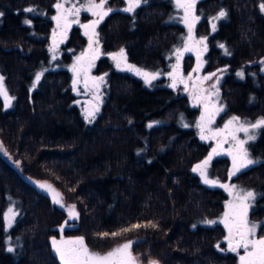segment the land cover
Returning <instances> with one entry per match:
<instances>
[{
	"label": "trees",
	"instance_id": "1",
	"mask_svg": "<svg viewBox=\"0 0 264 264\" xmlns=\"http://www.w3.org/2000/svg\"><path fill=\"white\" fill-rule=\"evenodd\" d=\"M198 1L203 70L212 80L224 72L219 119L264 118V0ZM56 2L0 0V77L11 98L6 106L0 95V264H62L53 238L63 235L83 237L89 250L101 253L130 240L133 251L158 264H235L236 254L224 246L225 228L200 222L218 218L228 195L193 171L213 150L197 130L199 106L186 89L163 77L146 83L116 69L107 55L123 49L142 69L169 70L171 51L186 35L172 20L173 0H146L131 13L122 9L125 0L108 1L115 8L98 25L104 54L93 69L106 84L94 117L76 103L69 68L87 44L80 24L52 50ZM221 10L226 15L210 31L208 16ZM194 61L186 54L179 66L190 72ZM258 129L251 150L264 156V127ZM230 167L222 156L210 165L222 180ZM233 179L260 193L251 215L261 220L264 159ZM34 180L57 188L78 219L70 222ZM11 200L17 216L8 227L3 214Z\"/></svg>",
	"mask_w": 264,
	"mask_h": 264
},
{
	"label": "rangeland",
	"instance_id": "2",
	"mask_svg": "<svg viewBox=\"0 0 264 264\" xmlns=\"http://www.w3.org/2000/svg\"><path fill=\"white\" fill-rule=\"evenodd\" d=\"M108 1L106 0V4H105V11L108 8H115V6H110L108 5ZM96 3H99L100 0H95ZM173 2L175 3V11L173 12V16H172V20L179 22L180 24L184 25L186 28V35L185 40H183L179 45H175L176 47L174 48L173 52L171 51V56L174 58L173 60V64L170 65L169 70L167 71H154V70H145L142 69L140 66L133 64L131 61H129L128 59L125 58L121 59L120 62V67H117V60L113 59V54H117V56H119L120 51H115V52H109L107 55L113 60V64L114 67L118 70L124 71V72H129L131 74H134L135 76H139L140 78H142L145 81V77L143 75H138L136 73L135 70H130L127 65H133L135 66V69H140L142 72L145 73H149V74H156V79L159 77H163L164 79H167L169 82V85L172 86L173 82H174V78H175V87H182L183 89H186L189 92L190 95V99L192 100V103L196 104L199 106V116L197 118V130L200 132L201 134V129L198 125L201 124V116L202 114L205 116L206 120L207 118L212 114V113H216L214 116V119H212V122L210 124H207V126L205 127L204 130V135L207 137H210L206 140L212 141L213 143V150L215 149L219 154H214L212 156V159L217 158L218 156H222V157H226L228 158V161L230 162V170L228 173L233 171V157L232 155H229V151H235V145H236V141H234L231 137V135H229V133H231L232 131H234L235 129L239 128L240 125H244L245 127H248L251 124H255L257 122V120H255V122H253L252 120L249 119H245L240 117L239 115H230V116H226L223 120L219 119L220 115L223 113L224 111V105H223V100L221 98V93H220V83H221V79L224 74V72H220L218 74V78L217 79H213V76L210 72H205L203 70L204 66H203V59H204V42L202 40V38L204 37L203 34L199 35L197 34L196 30H197V25H198V21L201 18V14H199V12H197V3L199 2L198 0H196V3L194 5V7L191 9L190 11V15L188 17V23H185L184 17H185V12L184 9L181 7L177 6V0H173ZM63 4L64 5V9H73V8H80V13L78 16L76 15H69L68 16V25H65V22L63 19H61L60 24L58 25L57 20H55L54 23V27H53V33L51 35L50 40H52V50H55L60 43L63 41L64 36L66 35V33L69 31V28L71 25L73 24H80V27L82 28V31L85 35V32L88 31L89 35L92 34V30L91 28L89 29H85L84 27H82L81 25H90L93 21H96L99 19L98 16H94L92 14V12L85 10L89 0H57L56 4H55V8L57 4ZM128 6L127 4V0H125L122 9H125ZM223 11V10H221ZM215 12L213 14H210L208 16V23H210V31H213L217 28V26L219 25V21L222 19H214L215 17L218 16V14L221 12ZM224 12V11H223ZM64 13V10H58L56 8V14L54 17L58 16V15H62ZM195 17H199V19H194ZM78 21V22H77ZM102 20H100L101 22ZM100 22L96 25L95 27V33L96 35L93 37V42L91 44H89V35H85L86 39H87V44L86 47L83 49L81 54H77L75 56V58L73 59L72 64L69 66L70 71L73 73L74 76V80H76V84H75V92L78 95V98L76 99V103L79 104L81 111L84 115L88 116L87 114L89 112H91L92 110L95 111L94 116L96 115V112L99 111L100 106L102 104V100H103V95H104V90H105V84H106V78L104 77L103 73H97L95 71H93L94 66L96 64V61L98 59V57H100L101 55H103V51L100 48V38H99V27L98 25L100 24ZM213 25H215V28H213ZM189 26H191V33L189 32ZM55 41V43H54ZM185 47L191 49L190 51H184ZM180 49L181 52L183 53L180 57L179 60L177 59V52L176 50ZM83 54V55H82ZM186 54H192V56H194V63L195 65L192 66V69L190 72L185 71L183 67L179 66L180 62H182L183 58L185 57ZM94 57V58H93ZM80 58V59H78ZM261 70L264 73V60L261 63ZM76 66L77 68V72L73 71V66ZM175 66V68H174ZM84 68H87V72L85 73V71L83 70ZM169 73H172L173 75H169ZM238 74H241V72H238ZM99 77H103V80H95L94 78H99ZM205 77H208V79H204ZM155 80V79H154ZM183 81V82H181ZM85 83H87V87L85 86ZM98 84L99 87H95V85ZM3 86V85H2ZM3 89L6 90V88L3 86ZM7 92V91H6ZM3 96V95H2ZM98 109V110H96ZM220 109V111L217 113L216 110ZM89 117V116H88ZM233 117H238V120H232ZM205 120V123H206ZM229 121H232L231 124H229V127L227 130H225V132L221 133L220 135L216 136L215 138H211L213 133H215L217 130H221V129H225V125L228 124ZM209 129H211V132L209 131ZM258 128L257 129H250L249 135H254L255 139L257 138V134H258ZM236 138L237 140H244L246 141V143L244 144V149H246L247 151V158L251 159L253 161H256V163H259L260 160L264 159V156L259 154L258 152H256L255 150H251V144L255 141L254 140H248L247 135L244 132H235ZM212 150V153H213ZM261 155V156H260ZM12 156V155H11ZM15 163V165L19 168L20 171H22V167L20 166V161H17V159H12ZM211 161L209 162L207 168L205 169L206 171V175H207V179L210 181H217L216 184H208L204 182V178L201 176L200 172L196 171L197 174L200 175L202 181L207 185H213V186H221V185H227L228 187L225 188L227 199L224 202V209L223 211L220 213V215L218 216V218H214V219H206V220H201L200 222H202L203 224H213V223H220L224 228H225V234H224V246L225 249H229V241H228V237H229V228L225 226V223L227 222L229 224V226H232L234 223V216L232 215L235 212H241L242 211V207H240L241 205V201L239 199H237V196H243L246 192L251 191L253 193H255V198L254 200L250 201V207L247 210V222L248 225L250 226L251 224H256L257 228H256V232H255V236L251 237L252 239H260V238H264V233L260 234V228H261V224L264 222V216L262 217L261 220L256 219L254 217H252L251 215V210L254 207V202L255 199L259 196L260 193H258V191L253 188V187H248L242 183H238L236 181H234L233 177H236L239 172L243 169L248 168L249 166L256 164L253 163L251 165H249L246 168L241 169L239 172H236L235 175L232 176H228V179L226 180H222L221 178H219L218 176L216 177L215 174H213L211 172L210 169V165H211ZM18 162V163H17ZM201 164V163H200ZM33 183H35V185L37 186V188L42 191V192H46L49 197L51 198L52 202H53V193L47 189H42L39 187V183H47L48 185H51V188L55 190V192L60 194V199H61V203L57 204L54 203L55 205H58L60 207H62L66 213H68V219L70 220V222L75 221L76 219H78V215L79 212H77V208L76 206L71 203V202H66L63 195L61 194L60 191L57 190V188H55L50 182L48 181H32ZM39 182V183H38ZM235 185V188H233L232 186ZM222 187V186H221ZM9 206L5 209L4 211V218H5V224L8 227H11L12 224L14 223V220L17 216V207L16 204H14L12 202V200L9 202ZM72 206H75L74 209L72 208ZM9 209H12L13 212L15 213V215L12 217L11 219V223H9L8 219L6 218V214H9ZM72 210L75 215L70 216L69 215V210ZM225 213H229V216L226 217ZM11 215V214H9ZM233 231L235 232V229H233ZM76 238H71V237H65V235L61 236L60 238H58L56 241L58 242V244H60L62 241H70V240H75ZM130 240H126L123 241L121 244H118L114 247H112L111 250L117 248L118 246L124 245L126 243H128ZM235 241H233L234 243ZM133 244L134 242L132 241V244L130 246V253L131 256L134 258V264H152V262H155L154 260H152L150 257L148 256H144V254L138 253L133 251ZM88 248V247H87ZM89 249V248H88ZM111 250L108 251H104V252H96L93 250H89L90 252L93 253H100V254H105ZM56 251V250H55ZM231 251V250H230ZM57 253V252H56ZM236 254V263L235 264H241L240 261V256L244 255V249L240 248L237 252H234ZM57 255L59 256V254L57 253ZM62 262V261H61ZM156 264H158L156 262Z\"/></svg>",
	"mask_w": 264,
	"mask_h": 264
},
{
	"label": "snow or ice",
	"instance_id": "3",
	"mask_svg": "<svg viewBox=\"0 0 264 264\" xmlns=\"http://www.w3.org/2000/svg\"><path fill=\"white\" fill-rule=\"evenodd\" d=\"M142 2H146V0H127L128 6L123 9L125 12H134L136 8H138ZM196 3V0H177V6L184 9L185 12V23H188V17L190 15L191 9L194 7ZM106 0H100L99 3H96L95 0H89V3L85 10L92 12L94 16H98L99 19L96 21H93L90 25H81L85 29L91 28L92 34L89 35L88 31L85 32V35H89V44L91 47V44L93 42V37L96 35L95 33V27L100 22V20H103L105 16H107L110 12L113 11V9L108 8L106 11L105 9ZM56 8L58 10L63 9L64 13L62 15H58L56 17H53V19L57 20L58 25L60 24L61 19L64 20L65 25L67 26L68 16L69 15H76L78 16L80 13V8H73V9H64L63 4H57ZM260 8L262 11H264V3H261ZM25 11H33V9L29 8ZM226 15L225 12L221 11L217 17L214 19H220L223 18ZM194 19H199V17H195ZM78 22V21H77ZM25 23H30V21H25ZM213 28H215V25H213ZM191 26H189V32L191 33ZM55 43V41H54ZM223 47V45H221ZM191 49L185 47L184 51H190ZM177 52V59L179 60V57L183 54L180 49L176 50ZM83 55V54H82ZM94 58V57H93ZM80 59V58H78ZM113 59L117 60V67H120L121 59H124V52L123 49H121V52L119 56L117 54H113ZM127 67L130 70H135L138 75H143L145 77L146 83H151L152 80L156 79V74H149L142 72L140 69H135V66L133 65H127ZM175 68V66H174ZM85 73L87 72V68L83 69ZM73 71L77 72V68L74 65ZM41 74H37V81L40 79ZM169 75H173L172 73H169ZM2 77H0V95H3L6 100V106L7 101H10L11 98L7 96L6 90L3 89L2 86ZM95 80H103V77L94 78ZM204 79H208V77H205ZM76 80H74V85L76 84ZM183 82V81H181ZM85 86L87 87V83H85ZM95 87H99L98 84L95 85ZM172 87H175V78L174 82L172 84ZM98 110V109H96ZM220 109H217L216 112L218 113ZM95 111L89 112L87 115L89 117H94ZM216 113H212L206 120L205 116L202 114L201 116V124L198 125L201 129V139H208L210 137L205 136L204 130L207 124H210L212 122V119H214ZM238 117H233L232 120H238ZM206 120V123H205ZM232 121H229L228 124L225 125V129L217 130L215 133H213L211 138H215L216 136L220 135L221 133L225 132V130L228 129L229 124H231ZM149 127H152L150 124ZM260 127H264V118L258 120L255 124H251L248 127H245L244 125H240L239 128L235 129L229 135H231L232 139L236 141L235 145V151H229V155H232L233 157V171L229 173L230 176L235 175L236 172H239L241 169L248 167L249 165L256 163V161H253L251 159L247 158V151L244 149V144L246 141L244 140H237L235 132H244L247 135L248 140H254V135H249L250 129H257ZM211 132V129H209ZM214 154H219L215 149L213 150V153L209 155V157L201 162V164H198L196 167L193 168V171L200 172L201 176L204 178V182L208 184H216L217 181H210L207 179L206 171L209 162L212 159V156ZM18 163V162H17ZM39 183V182H38ZM222 187L227 188V185H221ZM39 187L42 189H47L53 193V202L60 204V194L55 192L54 189L51 188V185H48L47 183H39ZM235 188V185L232 186ZM255 193L248 191L243 196H237V199L241 201L240 207H242L241 212H235L232 215L234 216V223L232 226H229V224L226 222L225 226L229 228V237L227 238L229 241V249L232 252H237L240 248L244 249V255L240 256L241 264H264V238L260 239H252L251 237L255 236L256 224L248 225L247 222V210L250 207V201L254 200ZM75 206H72L74 209ZM11 214V215H9ZM9 214H6V218L8 219L9 223H11L12 217L15 215L12 209H9ZM69 215L73 216L75 213L70 209ZM225 216L228 217L229 213H225ZM133 227H139V225H135ZM235 229V232L233 231ZM131 229H125L124 231H128ZM105 236L108 234L105 233ZM113 236L119 235V233H112ZM233 241H235L233 243ZM132 244V241H129L128 243L118 246L117 248L105 253H93L90 252L87 246L84 244V238L78 237L75 240L70 241H62L60 244L53 238V247L55 248L56 252L60 256V260L62 261V264H134V258L131 256V253L129 251L130 246ZM11 251V249H9ZM152 264H156V262H152Z\"/></svg>",
	"mask_w": 264,
	"mask_h": 264
},
{
	"label": "water",
	"instance_id": "4",
	"mask_svg": "<svg viewBox=\"0 0 264 264\" xmlns=\"http://www.w3.org/2000/svg\"><path fill=\"white\" fill-rule=\"evenodd\" d=\"M94 110H92L91 112H93Z\"/></svg>",
	"mask_w": 264,
	"mask_h": 264
}]
</instances>
